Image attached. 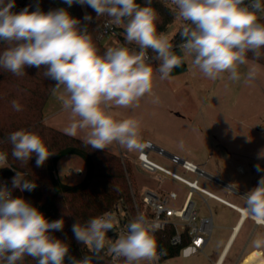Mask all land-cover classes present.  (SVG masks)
Segmentation results:
<instances>
[{"label": "clouds", "instance_id": "1", "mask_svg": "<svg viewBox=\"0 0 264 264\" xmlns=\"http://www.w3.org/2000/svg\"><path fill=\"white\" fill-rule=\"evenodd\" d=\"M64 2L69 7L87 5L97 16L107 15L115 24H123L125 40L138 45L139 53L119 47L100 55L91 35L78 27L80 21L66 9L44 12L37 6L29 11L30 6H26L17 13L12 11L15 0H0V42L10 45L0 54V67L17 76L24 74L26 66L46 69L45 76L55 81L54 92L63 87L58 98L72 116L64 129L66 135L76 136L78 130H87L84 143L93 149L104 150L117 142L130 152L142 151L147 145L141 141L139 121L114 119L109 109L112 105L135 106L145 94H151L154 70L146 63V50L155 52L156 60L161 62L157 69L160 79L169 78L175 68L182 66L183 58L172 51L173 44L167 36L157 34L151 0H146L143 7L136 0ZM172 4L176 15L188 22L180 33L182 43L178 47L185 57H192L193 66L213 81L223 73H229L232 81L240 80L238 66L246 63V53L251 51L258 58L259 50L264 48V24L257 17L264 11L261 0H250L248 4L245 0H172ZM84 19L92 18L85 15ZM12 104L20 111L16 101ZM8 139L12 156L21 162L35 156L36 166L41 167L50 156L36 133L18 130ZM179 147H184L183 141ZM6 161L7 155L0 152V167ZM255 168L257 172L264 171L259 164ZM36 186L19 171L12 178V188L21 192ZM243 198L251 218L264 224V177ZM113 219L105 214L85 224L76 222L72 231L78 242L98 253L105 246L107 233L114 229ZM63 228V219L50 222L22 196L14 197L7 186L0 187V259L6 264H16L25 255L35 258L37 264H65L69 247L50 234V230ZM254 243L259 248L264 246V239ZM111 251L124 257L126 264L155 257L156 241L142 216L128 225L127 232L111 245ZM69 261L91 264L87 256L79 260L70 257Z\"/></svg>", "mask_w": 264, "mask_h": 264}, {"label": "rangeland", "instance_id": "2", "mask_svg": "<svg viewBox=\"0 0 264 264\" xmlns=\"http://www.w3.org/2000/svg\"><path fill=\"white\" fill-rule=\"evenodd\" d=\"M54 2L60 8L66 9L71 16L75 10L79 11L77 4L74 8L73 5L69 7L64 0ZM167 3L173 8L175 16L174 24L164 33L171 40L179 27L186 26L188 22L176 15L172 0H167ZM79 6L84 8V5ZM105 19L112 21L117 28L124 29L123 24H115L113 18ZM118 34L121 35L122 32L116 31V35L104 39L103 43L108 48L126 47L125 43L120 42ZM186 62L187 71L160 79L157 69L161 62L156 61L152 65L154 71L151 94H145L135 106L122 108L112 105L109 111L117 120H138L142 142L149 141L168 154L192 161L209 175L249 192L263 172H257L255 166L259 164L264 169V66L246 59L245 64L238 66L240 80L232 81L228 78L229 73H223L221 78L213 81L193 66L192 57H186ZM252 66L256 68L253 69ZM253 72L255 74L252 75ZM62 93L63 87L53 93L45 108L44 122L65 133L64 129L72 122V116L70 111L63 108L58 98ZM156 98L158 102L154 103ZM86 134L87 130H78L74 137L84 141ZM180 141H183V148L179 147ZM104 150L120 157L130 191L132 188L142 195L147 189L156 190L161 185L164 190L175 191L181 197L188 192L183 183L162 172L145 171L138 160L141 151L130 152L117 142L106 146ZM240 152L248 157H234ZM148 158L191 182L197 181L202 188L236 206L243 208L246 205V201L237 194L207 177L185 171L181 166L172 163L167 156L150 151ZM239 166L243 168L242 171ZM85 170V163L81 158L69 155L59 162L57 176L63 183L73 185L83 179ZM193 200L196 202L199 219L211 216L214 219V228L206 251L188 253L183 249L174 258L141 260L134 264H213L217 260L227 236L223 234L220 225L231 228L240 216L215 200L210 199L206 204L197 194ZM117 208L120 215H123L122 205L119 204ZM113 223H119L116 215ZM245 230L248 232L247 238L251 236V240L247 245L239 242L232 249L225 264H236L242 251L243 255L249 253L256 247L254 242L257 239H264L262 228L256 230L251 221L247 222ZM114 232L115 228L107 233L105 244L113 241L110 234Z\"/></svg>", "mask_w": 264, "mask_h": 264}, {"label": "trees", "instance_id": "3", "mask_svg": "<svg viewBox=\"0 0 264 264\" xmlns=\"http://www.w3.org/2000/svg\"><path fill=\"white\" fill-rule=\"evenodd\" d=\"M136 2L142 7L146 6V0H136ZM77 5L79 11L75 10L72 17L80 21L78 27L87 30L98 53L103 55L109 48L99 39L98 34L103 22L107 20L104 18L109 16H97L91 7L84 5L82 8L79 4ZM26 6H30L29 11H34L39 6L44 12L60 8L54 0H15L12 11L18 13ZM150 6L156 13L157 34L166 33L175 22L173 8L167 0H151ZM85 15L91 16L92 19L85 20ZM258 22L264 24V17ZM184 27H179L173 38L169 40L173 44L172 51L183 58L182 66L175 68L170 76L183 73L188 69L184 53L177 48V44L181 41L180 33ZM115 28L117 33L119 30L122 32L121 35H117L120 42L125 43L131 52L139 53L138 45L126 43L124 29L121 27L119 29L116 25ZM9 46L7 42H0V54ZM259 51L258 58L249 51L246 53V59L264 66V48ZM146 52L152 60L151 65L155 64L158 61L155 58L156 53L151 49ZM45 71L43 66L40 69L26 66L24 74L17 76L0 67V152L7 155L6 164L0 167V187L7 186L14 197L22 196L37 207L50 222L64 220L63 230H50V234L68 245L69 253L65 257V264H70V257L79 260L84 256L91 258V264H115L105 254V246L97 253L82 242H78L73 234L72 226L76 222L85 224L89 219L111 211L119 202H123L127 209L132 211V195L124 167L116 154L93 149L83 140L66 135L44 122L45 108L55 88V81L46 77ZM13 101L20 105V111L13 108ZM18 130L33 132L41 137L50 153L43 166H36L35 156L27 162H21L12 156V145L8 137ZM69 155L81 158L86 167L83 179L73 185L63 183L57 176L59 162ZM16 171L24 174L25 179L35 181L36 188L23 192L19 188H12V178ZM171 235L172 232L164 238L162 233H156L154 236L156 251L162 249L171 251L167 258L177 257L190 243L186 238L182 246L172 248L169 243ZM0 264H6V261L0 259ZM16 264H37V260L25 255ZM117 264H126V259L123 257Z\"/></svg>", "mask_w": 264, "mask_h": 264}, {"label": "built area", "instance_id": "4", "mask_svg": "<svg viewBox=\"0 0 264 264\" xmlns=\"http://www.w3.org/2000/svg\"><path fill=\"white\" fill-rule=\"evenodd\" d=\"M249 2L250 0H246L245 4H248ZM261 4L264 6V0H261ZM73 7L76 8L75 4H73ZM257 17L258 20L263 18L264 11L258 12ZM98 35L99 39L102 41L116 35L114 23L110 20H105ZM181 43L182 40L177 44V48H179L178 46ZM147 57L148 59L146 60V63H151L152 60L148 53ZM144 143L147 146L138 155L141 167L149 173L162 172L168 177L183 183L188 188V192L185 193L184 197H181L177 192L164 190L160 185L156 190L147 189L142 195H139L131 188L133 204L132 211L127 209L123 202H119L111 211L102 214L101 216L107 214L113 218L116 215L119 219L118 225L114 224L115 232L110 234L114 238L113 241L110 244H105V254L113 263H119L123 257L117 256L113 253L111 251V245L114 244L121 235H124L127 232L128 225L140 216L144 218L145 225L149 228L153 237L156 233H162L164 238L167 237L169 232H172V235L169 237V243L172 248L182 246L185 239L188 238L190 243L185 248H191L196 252H203L212 235L213 218L212 216L203 219L198 218L196 202L193 200L195 194L199 195L206 204L212 199L236 210L240 213L242 218H251L246 208H239L220 196L202 188L197 181L191 182L175 172L162 167L156 162L150 160L148 158V153L150 151H156L159 155L167 156L172 163L181 166L185 171L197 174L199 177H207L215 183L221 184L219 179L209 175L192 161L182 159L178 155L168 154L166 151L157 148L149 141H144ZM119 204L122 205L123 215H120L118 212L117 206ZM198 241L199 243H197ZM170 253V250H158L156 251L153 261H155L156 258L161 260L166 259ZM250 255L251 254H242L237 264H245ZM222 257L223 256H221L214 264H223ZM248 264H264L263 255Z\"/></svg>", "mask_w": 264, "mask_h": 264}, {"label": "crops", "instance_id": "5", "mask_svg": "<svg viewBox=\"0 0 264 264\" xmlns=\"http://www.w3.org/2000/svg\"><path fill=\"white\" fill-rule=\"evenodd\" d=\"M248 60V59H247ZM252 68L254 69V68H256L255 66H252ZM253 71H255V70H253ZM253 74H255L254 72L252 73V75ZM234 157H236V158H243V157H248V155L247 154H243L242 152H240V153H236L235 155H234ZM239 170H243V168L242 167H240L239 166ZM261 177H264V171L262 172V174H261V176H260V178H259V180L261 179ZM259 180L256 182V184H254V186H253V188L252 189H254L255 187H257L258 186V182H259ZM221 181V186H223L224 188H226L228 191L230 190V191H232V193H235V194H237L239 197H241L242 199H244L243 198V196H245L248 192H245V191H242V190H239V189H237V188H235V187H233L232 185H230V187L231 188H228L224 183V181H222V180H220ZM226 184H228V183H226ZM222 198V197H221ZM224 199V198H223ZM245 200V199H244ZM231 203V202H230ZM220 204H222V203H220ZM233 204V203H232ZM222 205H224V204H222ZM235 205V204H234ZM224 206H226V207H228L229 209H231L233 212H236V213H238L239 214V220L237 221V223L234 225V226H232L231 228H229L228 226H223V225H220V229L224 232L223 234H227V236L225 237V241H224V244H223V247H222V250H221V253H220V255L218 256V258H217V260L214 262V263H216L218 260H219V258L221 257V256H223L222 257V261H223V264H225L226 263V261H227V259H228V257H229V255H230V253H231V251H232V249L240 242L241 244H243V243H246V245H247V243H249V241L251 240V236L249 237V238H247L248 237V232H246V230H245V227H246V224H247V222L248 221H251L252 223H253V225H254V227H255V229L256 230H258V229H260V228H262V232L264 231V225H262V224H260V223H257V222H255V220L254 219H252V218H242V216L240 215V213L239 212H237L236 210H234V209H232L231 207H229V206H227V205H224ZM237 207H239V206H237ZM239 208H241V207H239ZM243 208H246V205H245V207H243ZM242 208V209H243ZM223 224V223H222ZM213 228H214V219H213ZM210 241V240H209ZM208 245H209V242H208V244L206 245V247H205V249H204V251H203V253L206 251V249H207V247H208ZM187 251H188V253H191L192 251L193 252H196V251H194L193 249H191V248H185ZM182 251V250H181ZM243 254V251H242V253L240 254V256ZM247 254H251L250 256H249V261H247L246 262V264H248V263H250L251 261H253V260H256L257 258H259V257H261V255H263V257H264V248H263V246H261V247H259V248H257V247H255L253 250H251L249 253H247ZM240 256H239V258H240ZM239 258H238V260H239ZM238 262V261H237ZM213 263V264H214ZM237 264V263H236Z\"/></svg>", "mask_w": 264, "mask_h": 264}, {"label": "water", "instance_id": "6", "mask_svg": "<svg viewBox=\"0 0 264 264\" xmlns=\"http://www.w3.org/2000/svg\"><path fill=\"white\" fill-rule=\"evenodd\" d=\"M228 188H231L229 184L224 183Z\"/></svg>", "mask_w": 264, "mask_h": 264}, {"label": "snow or ice", "instance_id": "7", "mask_svg": "<svg viewBox=\"0 0 264 264\" xmlns=\"http://www.w3.org/2000/svg\"><path fill=\"white\" fill-rule=\"evenodd\" d=\"M197 243H199V241Z\"/></svg>", "mask_w": 264, "mask_h": 264}]
</instances>
